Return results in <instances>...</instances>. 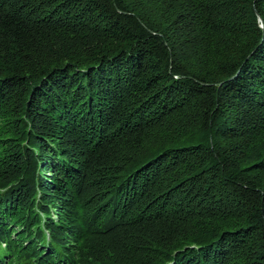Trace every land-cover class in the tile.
Instances as JSON below:
<instances>
[{
  "label": "trees",
  "instance_id": "obj_1",
  "mask_svg": "<svg viewBox=\"0 0 264 264\" xmlns=\"http://www.w3.org/2000/svg\"><path fill=\"white\" fill-rule=\"evenodd\" d=\"M0 264H264V0H0Z\"/></svg>",
  "mask_w": 264,
  "mask_h": 264
},
{
  "label": "water",
  "instance_id": "obj_2",
  "mask_svg": "<svg viewBox=\"0 0 264 264\" xmlns=\"http://www.w3.org/2000/svg\"><path fill=\"white\" fill-rule=\"evenodd\" d=\"M258 19V21H259V26L262 28L263 26H262V22H261V19L260 18H257Z\"/></svg>",
  "mask_w": 264,
  "mask_h": 264
}]
</instances>
